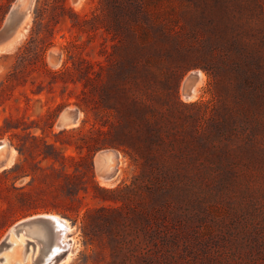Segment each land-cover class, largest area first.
Segmentation results:
<instances>
[{
    "label": "trees",
    "instance_id": "16d2710c",
    "mask_svg": "<svg viewBox=\"0 0 264 264\" xmlns=\"http://www.w3.org/2000/svg\"><path fill=\"white\" fill-rule=\"evenodd\" d=\"M105 1L107 21L93 25L113 39L105 61L80 58L82 65L74 61V67L50 71L51 82H82L83 92L96 96L97 115L107 114L98 116V135L89 152L122 149L139 162L141 173L121 187L96 184L103 200L120 203L86 211L85 243L98 245L91 225L114 220L119 231L103 247L110 251L109 264H254V247L264 253V187L254 185V223L246 217L242 226L234 216L226 222L216 215L207 223L201 185L243 182L264 162L254 141V112L264 106V83L255 82L264 73V57L254 56V40L231 36V24L207 8L220 0L196 6L186 0L178 15L175 7L164 6L166 0ZM40 65L46 69L44 48H20L0 80V106L16 86L28 84V75ZM198 67L208 73L212 98L185 102L179 95L181 81ZM43 88L31 89L40 93ZM14 119L5 116L0 129L16 128ZM47 145L60 151L55 143ZM44 157L57 160L48 152ZM61 158L67 156L61 153ZM137 193L144 195L141 211L130 206ZM192 196L199 211H180L179 202L189 203L184 198ZM136 214L140 229L132 223ZM138 232L142 239L134 243ZM85 256L80 264L88 263Z\"/></svg>",
    "mask_w": 264,
    "mask_h": 264
},
{
    "label": "rangeland",
    "instance_id": "374dc122",
    "mask_svg": "<svg viewBox=\"0 0 264 264\" xmlns=\"http://www.w3.org/2000/svg\"><path fill=\"white\" fill-rule=\"evenodd\" d=\"M202 1L193 0L192 4L196 6ZM17 2L24 5L30 3L29 14L24 22L27 29L22 28L23 34L16 42H10L9 49L0 52V80L15 63L18 51L25 44H30L33 51L44 48L46 69L40 65L32 71L28 75V84L16 86L10 99L0 106V125L5 116L12 114L15 118L14 125L17 126L9 131L0 129V141L7 142L6 149L0 151V243L7 231L25 218L43 213L59 214L69 220L71 230L66 234L69 246L56 256L58 262L63 261L57 264H80L86 258L85 255H89L87 264H109L110 251L103 247L111 234L119 231L118 222L113 220L106 223L101 220L91 225L90 228L97 233L98 245L95 246L85 243L83 216L88 209L120 203L103 200L96 184L107 188L130 184L141 173V166L122 149L115 147L107 146L89 152L88 147L94 145L93 138L98 135L95 128L100 124L99 117L108 116L104 111L97 115L94 108L96 96L84 93L82 82H51L53 77L50 73L65 66L74 67V61L77 65H82L78 62L80 58L93 64L105 61V49L112 50L113 39L103 27L95 29L93 25L99 21H107L104 15L106 1L0 0V30ZM186 2L166 0L164 6L175 7L176 15L177 10L180 11ZM210 4L207 8L215 10L224 21L231 24V36L254 40V56L264 57V32L261 29L264 23V0H220V5L213 1ZM197 72H201L200 78L193 85V95L188 97L186 82L191 76H196ZM209 80L208 73L203 68L189 70L180 84V99L185 102L210 100L212 93ZM255 83H264V73ZM39 86L44 87L43 90L34 93L31 88L37 89ZM78 100L82 103L81 107L76 103ZM66 108L79 112L77 125L64 128L58 126L60 116ZM254 141L257 148L255 152L264 153V106L254 112ZM47 143L57 144L60 151H53ZM79 145H83V148ZM10 149L13 160L10 162V158L4 167ZM47 152L55 155L57 160L44 157ZM108 152L114 153L113 159L104 156ZM61 153L67 158H61ZM254 185L264 187V162L254 166V175L243 182H211L201 185L205 196V211L208 212L207 223L212 224L216 215L226 222L234 216L242 226L246 217L249 218L252 226ZM188 186L187 184L186 189ZM143 196L140 193L133 195L134 200L130 203L132 209L142 210ZM172 199L177 206V200ZM184 200L191 202H179L180 211H199L195 196ZM262 203L264 210V201ZM177 212L176 210L175 213ZM132 223L136 229H140L139 214L133 217ZM213 226L217 227V224ZM28 230L45 244L52 240L51 231L40 235L38 227ZM137 235L133 233L136 237L134 243H139L142 239L140 232ZM130 238L133 237L129 235L126 240L129 241ZM22 249V243L9 248L5 264H13L16 260H20L22 264H30V255L27 260L21 258ZM259 250L258 246L254 247V264H264V253L261 254Z\"/></svg>",
    "mask_w": 264,
    "mask_h": 264
},
{
    "label": "bare ground",
    "instance_id": "6f19581e",
    "mask_svg": "<svg viewBox=\"0 0 264 264\" xmlns=\"http://www.w3.org/2000/svg\"><path fill=\"white\" fill-rule=\"evenodd\" d=\"M25 1H28V0H25ZM28 14L29 12H27L26 18ZM8 44L6 45V47H8ZM200 74L201 72L200 73L197 72L198 76L195 80H191V77L187 80L185 87L186 89L187 88L190 89L189 93H187L188 97H191L193 95V92H194L193 85L200 78ZM6 147H7L6 141H3L0 143V151L2 149H6ZM11 151L12 150L10 149V154L4 164V167H6L9 159L11 158V154H12ZM104 156H109L113 159L114 153L108 152V153H105ZM12 160L13 159L11 158L10 162ZM40 215L52 217L53 219V222H49L50 225H41L40 227H38V233L40 235H46L47 231L49 232L51 231L52 240H50L48 243L45 244L38 236H35L31 232H29V230L26 227H23L20 230H17L16 227L12 226L7 231L5 236L3 237L4 242L0 246V264H5L8 261V255L6 254V252L8 251L9 248L13 247L17 243H22L23 245L21 258H24V260H27V256L28 255L31 256L30 264H57L63 261V260H60L57 263H54V261H51L50 263H47L48 260L53 255L57 256V254L62 249H65L69 246V241L66 239L67 238L66 234L68 233V231L71 230V226L68 223L69 220L59 214L43 213ZM8 264H12V263H8ZM13 264H22V262L20 260H16Z\"/></svg>",
    "mask_w": 264,
    "mask_h": 264
},
{
    "label": "water",
    "instance_id": "95a60500",
    "mask_svg": "<svg viewBox=\"0 0 264 264\" xmlns=\"http://www.w3.org/2000/svg\"><path fill=\"white\" fill-rule=\"evenodd\" d=\"M29 10H30V3L24 5L21 4L20 2H17L15 4L14 8L10 13V16L7 19L6 24L0 30V52L4 51V49L5 50L9 49L8 47H6V45L9 42H13V44L16 42V40L21 36V33L23 32V30L21 31L22 28L27 29L26 26H24V22H25L26 14L27 12H29ZM197 76H198L197 74L196 76H191V80H195ZM189 91L190 89L187 88L186 92L189 93ZM78 117H79V112L77 110L66 108L63 110L60 116L58 126L63 128L68 126H75L78 123ZM1 142L3 141H0V143ZM6 146H7V142H6ZM38 215L25 218L15 223L13 226L16 227L17 230H20L23 227L30 229L33 227H40L41 225H50L49 222H53L52 217H48L40 214ZM3 242L4 239L1 241L0 246ZM51 261H54V263L58 262L56 255H53L48 260L47 263H50Z\"/></svg>",
    "mask_w": 264,
    "mask_h": 264
}]
</instances>
